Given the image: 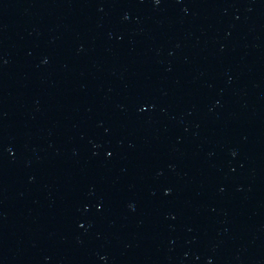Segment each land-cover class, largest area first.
Wrapping results in <instances>:
<instances>
[{"label":"water","instance_id":"obj_1","mask_svg":"<svg viewBox=\"0 0 264 264\" xmlns=\"http://www.w3.org/2000/svg\"><path fill=\"white\" fill-rule=\"evenodd\" d=\"M0 264H264V0H0Z\"/></svg>","mask_w":264,"mask_h":264}]
</instances>
